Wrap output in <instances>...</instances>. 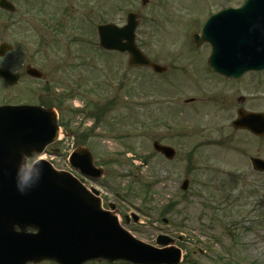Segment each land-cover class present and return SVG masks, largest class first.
<instances>
[{"label":"rangeland","instance_id":"1","mask_svg":"<svg viewBox=\"0 0 264 264\" xmlns=\"http://www.w3.org/2000/svg\"><path fill=\"white\" fill-rule=\"evenodd\" d=\"M8 1L16 13L8 22L0 11V44L13 52L0 68L19 80L15 86L0 80V105L52 104L65 127L53 145L60 153L47 154V162L81 178L67 157L72 146L85 145L105 171L100 180L82 177L85 186L100 193L105 210L115 207L138 241L156 245L157 235L182 236V253L198 264H220L226 248L236 262L264 264V224L252 221L264 214V175L249 162L264 160V138L231 126L238 109L264 113V73L223 83L206 69L208 49H193L184 22L243 0H149L146 8L136 0L116 12L101 8L106 0ZM134 11L141 14L135 41L166 67L164 74L130 68L127 55L98 47L96 26L106 20L120 26ZM26 65L43 79L29 78ZM91 102L99 106L98 122L90 118ZM154 142L172 147L175 159L162 158ZM170 202L175 211H161ZM130 214L139 225L124 224Z\"/></svg>","mask_w":264,"mask_h":264},{"label":"water","instance_id":"2","mask_svg":"<svg viewBox=\"0 0 264 264\" xmlns=\"http://www.w3.org/2000/svg\"><path fill=\"white\" fill-rule=\"evenodd\" d=\"M145 1V0H143ZM0 8L12 13V5L0 1ZM136 16L130 14L120 29L99 26V46L105 51L128 53L130 67H149L165 73V67L150 62L136 45ZM200 35L192 37L195 47L208 42L212 53L208 66L223 78L240 80L245 74L264 71V0H244L236 10L228 9L212 16ZM259 49V50H258ZM11 47L0 46V57ZM26 74L42 78V74L26 67ZM17 75L0 69V78L15 85ZM236 129H245L264 136V114L238 111L233 122ZM54 109L39 106L0 108V264H85L88 261L132 264H178L179 250L150 247L135 240L117 223L113 212L101 209L98 193L88 192L69 173L56 172L46 162L40 183L26 194L16 188V168L22 152L32 147L44 149L59 136ZM167 160L175 152L171 147L153 144ZM82 175L102 178L105 174L94 165L90 151L84 146L73 150L68 160ZM253 169L264 172V163L251 159ZM186 186V183H184ZM137 222L138 220L134 218ZM29 230L33 231L29 233ZM159 237L157 244H172Z\"/></svg>","mask_w":264,"mask_h":264},{"label":"clouds","instance_id":"3","mask_svg":"<svg viewBox=\"0 0 264 264\" xmlns=\"http://www.w3.org/2000/svg\"><path fill=\"white\" fill-rule=\"evenodd\" d=\"M43 173L42 150L32 147L22 152L15 175L17 190L21 194H26L40 183Z\"/></svg>","mask_w":264,"mask_h":264},{"label":"flooded vegetation","instance_id":"4","mask_svg":"<svg viewBox=\"0 0 264 264\" xmlns=\"http://www.w3.org/2000/svg\"><path fill=\"white\" fill-rule=\"evenodd\" d=\"M135 1L136 0H106L105 2L102 3L104 6H102L101 8L103 10H107V11L110 10V11L116 12V11H119L120 9L126 7V6L133 4ZM164 1H166V0H161L160 4H162V2H164ZM140 4H141V0H140ZM149 4H150V2L148 0L144 6L142 4L141 5L143 8H146V7H148ZM100 5L101 4H98L97 6L100 7ZM91 10H93V9H91ZM133 13H135L138 16V20H140V22H141V14L136 13L135 11ZM125 18H126V16H125ZM184 22H185V28L187 30H190L191 32H195V31L198 32L201 29L200 28L202 25L201 19L198 20V19L194 18V20H193V18H189V20H185ZM199 48H204V49L207 48L208 49V46H207V44L206 45L204 44V45L200 46Z\"/></svg>","mask_w":264,"mask_h":264},{"label":"trees","instance_id":"5","mask_svg":"<svg viewBox=\"0 0 264 264\" xmlns=\"http://www.w3.org/2000/svg\"><path fill=\"white\" fill-rule=\"evenodd\" d=\"M44 103H46V102H44ZM42 104V103H41ZM42 105H44V104H42ZM52 104L51 103H49L47 106H51ZM45 106V105H44ZM88 108V110H89V112H90V118H95V122H98L99 121V119H98V117L96 116V111H100L99 110V106L98 105H96V104H92V102L89 104V106L87 107ZM102 111H104V110H102ZM83 141V140H82ZM146 194H147V192H146ZM264 214H261V215H257V218H259L260 220H261V222L262 223H264Z\"/></svg>","mask_w":264,"mask_h":264}]
</instances>
